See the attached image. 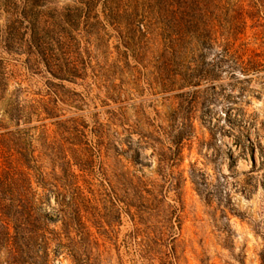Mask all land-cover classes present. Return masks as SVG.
<instances>
[{
    "label": "rangeland",
    "instance_id": "1",
    "mask_svg": "<svg viewBox=\"0 0 264 264\" xmlns=\"http://www.w3.org/2000/svg\"><path fill=\"white\" fill-rule=\"evenodd\" d=\"M242 1L246 27L240 54L258 71L236 70L233 76L230 63H224L218 80L200 87L199 100L190 112L187 106L178 108L171 94L148 84L152 79L145 74L150 69L136 68L132 60L129 66L124 64L114 31L105 52L91 46L92 65L104 68H100L104 77L95 78L90 70L88 77L74 82L33 74L26 67V57L0 48L11 90L24 88L41 98L52 81L60 94L59 120L81 117L91 144H97L93 133L97 122H109V110L122 109L125 114L102 152L86 155L90 168L85 173L75 161L77 147L65 142L53 124L57 119L45 122L46 139L40 130L33 131V145L45 171L56 169L61 174L64 162L70 161L72 171L84 176L79 185L90 200L82 212L80 262L65 252L56 264H262L264 0ZM213 55L214 51L207 52L209 62ZM137 121H143L144 131L155 132L154 145L171 159L167 165H160L154 146L139 145L140 130L128 129L137 128ZM182 134L185 138L176 150L173 139ZM122 172L155 185L159 212L134 218L135 209L130 212L125 203L115 201L109 180L116 185L114 175ZM50 203L55 205L54 197ZM48 216L54 213L49 211Z\"/></svg>",
    "mask_w": 264,
    "mask_h": 264
},
{
    "label": "trees",
    "instance_id": "2",
    "mask_svg": "<svg viewBox=\"0 0 264 264\" xmlns=\"http://www.w3.org/2000/svg\"><path fill=\"white\" fill-rule=\"evenodd\" d=\"M242 3L71 0L64 4L60 0H0V48L26 57V67L33 74L74 82L88 77L90 70L95 78L104 77V68L97 67L98 63L92 65L91 46L105 52L112 38L110 31H114L116 49L124 64L129 66L132 60L136 68L150 69L145 74L152 79L148 84L171 94L178 108L187 106L185 110L190 112L197 105L200 87L215 83L224 72V63H230L233 76L236 70L258 71L254 62H245L240 54L246 27ZM208 51H214L211 62L207 60ZM50 80L47 99L36 98L37 94L24 88L11 90L8 66L0 57V264H56L65 252L77 262L81 258L82 212L84 204L90 203L79 185L84 176L72 171L70 161L64 162L61 174L56 169L45 171L41 157L36 155L33 131L40 130L46 139L45 122L57 119L53 124L65 142L77 147L75 161L85 173L90 168L86 155L101 153L107 140L117 133V124L123 120L120 118L125 117L122 109L109 110V122H97L93 131L97 144H91L81 117L59 120L60 94ZM110 96L116 103L117 99ZM186 120L191 119L185 117ZM142 122L128 129L140 130L139 145L154 146L160 165H167L171 159L164 150L157 149L155 132L144 131ZM184 138L182 134L173 139L176 150ZM262 150L264 155L263 147ZM114 177L116 185L109 180L113 198L125 203L130 212L135 209L134 218L159 212L160 201L157 203L153 183L135 175L130 178L125 172ZM52 197L54 206L50 203ZM49 211L54 216L49 217ZM261 260L264 264V253Z\"/></svg>",
    "mask_w": 264,
    "mask_h": 264
}]
</instances>
